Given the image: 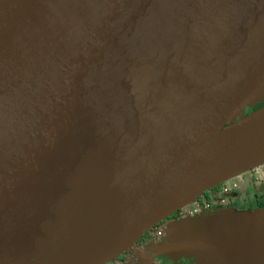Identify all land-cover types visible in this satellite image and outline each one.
<instances>
[{"label":"water","instance_id":"obj_1","mask_svg":"<svg viewBox=\"0 0 264 264\" xmlns=\"http://www.w3.org/2000/svg\"><path fill=\"white\" fill-rule=\"evenodd\" d=\"M263 100L264 0H0V264L143 257L264 165ZM194 218L154 249L264 264V208Z\"/></svg>","mask_w":264,"mask_h":264},{"label":"flooded vegetation","instance_id":"obj_2","mask_svg":"<svg viewBox=\"0 0 264 264\" xmlns=\"http://www.w3.org/2000/svg\"><path fill=\"white\" fill-rule=\"evenodd\" d=\"M263 105H264V100L259 105V107ZM255 171H257V175L255 179H253L252 182L250 181V186L252 187V190L256 198L255 208H260L262 207V203H264V181L261 179L259 173L261 172L264 174V165L251 170V172H255ZM234 184L237 185L236 189H238L239 185L236 182H231L230 184L223 183L219 185L218 187H216L215 189L204 194L199 200L200 202H202L203 200H208L209 202L212 201L211 206L209 208L210 211L216 210L217 208L219 209L220 208H234V206H232V204H230V202L228 201H227L228 203H226L227 205L226 204L221 205L220 203L217 202V197L220 191L222 190V188L224 186H232ZM236 189L234 190L232 189L233 191H231L227 197H232V196L236 197L238 195V193L236 192ZM227 197L225 196L224 198L226 199ZM174 217L176 219L178 218V216L177 217L174 216ZM154 231H155L154 235L157 237V239H155L154 236H150L149 234H147L136 245L138 248L142 250L144 254L143 257L140 256L136 250L130 249L119 257L121 264H177V261L175 259H171L169 256L161 254L157 250L154 249V247L157 244L162 242L160 236L158 235V233L161 232V230L155 228ZM161 233L163 234V232ZM185 264H197V263L194 260L193 262L186 261Z\"/></svg>","mask_w":264,"mask_h":264},{"label":"rangeland","instance_id":"obj_3","mask_svg":"<svg viewBox=\"0 0 264 264\" xmlns=\"http://www.w3.org/2000/svg\"><path fill=\"white\" fill-rule=\"evenodd\" d=\"M256 175H257V171H255V172L248 171V172H246L240 176H237V177L225 182V183H229V184L231 182H236L239 185V187H238V189H236V192L238 193V195L236 197H233V196L227 197L226 202L224 204L230 202V204H232V206H234V208L238 211H247V210L257 209V208H255L256 207L255 194L252 190V187L250 186V181L252 182L253 179H255ZM259 175H260L261 179L264 181V174L260 172ZM224 204H221V205H224ZM192 206L193 205L190 204V205L184 207L183 209H181L180 212L175 215L176 217L178 216L177 219L173 216V217H171L172 219L169 218L167 221H163L159 225H157L156 228L161 230L165 234L164 239H169V237H170L169 235H171V233H169L168 229H167L169 227L168 222H170L171 220L173 223H180L182 220L183 221L195 220L194 217H196L197 215L200 216V214L193 215V216H191L189 214L191 209H192ZM226 209H229V208H226ZM154 229L151 230L148 234L150 236H154L155 239H157V237L154 235V233H155ZM172 239L175 240L178 238H172ZM161 240H163V238H161ZM167 256H169V255H167ZM169 257L171 259L175 258V260L177 261V264H185L186 261L187 262H190V261L193 262L196 259L195 257L180 256V255H173L174 258L171 256H169ZM109 264H121V261L118 258Z\"/></svg>","mask_w":264,"mask_h":264},{"label":"built area","instance_id":"obj_4","mask_svg":"<svg viewBox=\"0 0 264 264\" xmlns=\"http://www.w3.org/2000/svg\"><path fill=\"white\" fill-rule=\"evenodd\" d=\"M232 187V188H230ZM237 185L234 184L232 186H224L222 188V190L220 191L218 197H217V202L220 204H224L226 202V199L224 198L225 196L227 197L229 195V193L232 191V189H236ZM211 202H209L208 200H203L202 202H200V200L196 201L193 203L192 209L190 211V215H197V214H201L204 213L206 211H210V206H211ZM159 236L162 235L161 232L158 233Z\"/></svg>","mask_w":264,"mask_h":264},{"label":"trees","instance_id":"obj_5","mask_svg":"<svg viewBox=\"0 0 264 264\" xmlns=\"http://www.w3.org/2000/svg\"><path fill=\"white\" fill-rule=\"evenodd\" d=\"M258 108H260L259 105L256 106V107L253 108V109H249V110H247V112H246L245 114L247 115V114L251 113L252 111H254V110L258 109ZM260 208H264V203H262V207H260ZM217 209H219V208H217Z\"/></svg>","mask_w":264,"mask_h":264},{"label":"crops","instance_id":"obj_6","mask_svg":"<svg viewBox=\"0 0 264 264\" xmlns=\"http://www.w3.org/2000/svg\"><path fill=\"white\" fill-rule=\"evenodd\" d=\"M165 237V235H164V233L160 236V238H164ZM164 242V240H162V242L161 243H163Z\"/></svg>","mask_w":264,"mask_h":264}]
</instances>
